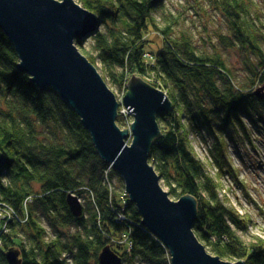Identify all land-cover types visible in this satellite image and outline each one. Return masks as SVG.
I'll return each mask as SVG.
<instances>
[{
  "label": "trees",
  "instance_id": "obj_1",
  "mask_svg": "<svg viewBox=\"0 0 264 264\" xmlns=\"http://www.w3.org/2000/svg\"><path fill=\"white\" fill-rule=\"evenodd\" d=\"M76 1L97 16L98 25L75 44L105 81L123 92L139 76L171 100L173 110L158 116L161 136L150 164L172 199L190 195L197 201L196 237L224 261L264 264V237L250 233L257 224L222 197L228 186L249 199L229 148L241 160L239 145H253L254 137L264 144V98L256 94L264 84V0H205L225 24L211 51L200 50L168 0ZM151 33L162 39L156 51L148 49ZM231 53L241 59L244 78L229 62ZM18 65L13 44L0 30V152L7 159L0 171V207L13 215L0 225V264H9L10 251L19 253L20 264H100L107 247L123 264H171L80 117ZM130 119L119 116L118 126L126 129ZM194 142L206 158L197 156ZM70 194L83 203L80 219L69 209ZM258 231L264 235V224Z\"/></svg>",
  "mask_w": 264,
  "mask_h": 264
},
{
  "label": "water",
  "instance_id": "obj_2",
  "mask_svg": "<svg viewBox=\"0 0 264 264\" xmlns=\"http://www.w3.org/2000/svg\"><path fill=\"white\" fill-rule=\"evenodd\" d=\"M97 25V16L76 0H0V30L19 56L18 68L39 89L55 90L80 117L99 156L123 179L142 225L170 251L171 264H246L209 253L194 232L195 198L186 195L175 201L164 189L150 155L161 136L158 116L170 113L172 102L164 91L139 76L130 79L125 96L118 100L75 44ZM256 94L264 98V84ZM122 106L133 118L125 130L117 123ZM6 163L0 152V171ZM67 203L73 216L82 218L80 198L70 194ZM6 257L9 264H20L19 253L10 251ZM99 263L123 264V260L107 247Z\"/></svg>",
  "mask_w": 264,
  "mask_h": 264
},
{
  "label": "rangeland",
  "instance_id": "obj_3",
  "mask_svg": "<svg viewBox=\"0 0 264 264\" xmlns=\"http://www.w3.org/2000/svg\"><path fill=\"white\" fill-rule=\"evenodd\" d=\"M168 1V8L176 16L181 15L184 24L182 28L192 34L193 40L200 50L211 51L213 49L212 45H217L216 38L217 34L220 32L219 30L225 29L224 20L222 17L218 15L216 11L209 9L205 3V0ZM200 8L207 9V13L200 12ZM148 41L151 46L148 49H152L153 51H156L162 44V39L156 33L149 34ZM229 58L231 65L234 64V66H236L235 69L236 72L238 71V76L240 78H244L245 74L241 69V59L238 57V54L231 53ZM100 74L102 73L100 72ZM108 86L116 95L118 100L122 101L127 91L120 92L112 85L108 84ZM123 109L124 108L122 106L120 111H123ZM121 115L124 114H120V116ZM132 122L133 118L131 117L129 123H127L126 129L130 128ZM262 141V139L254 137L253 145L249 143L239 145L237 155L242 156L241 160L235 155L233 149L231 147L229 148V154L233 159V163L237 165V168L240 171L239 179L243 181L249 192V199H246V195H244V198V196L241 194L244 192L239 191L240 189L237 190L233 187V189L230 190L227 186L222 190V194H224L222 197L230 199V203H233V205H235L240 210L242 215L247 216V218L249 217V219L251 218L254 224H257L259 230L264 224V144ZM128 144H130V142H128ZM193 146L199 158H206L204 147H202L198 142H194ZM164 189L166 190L165 187ZM235 197L236 200L241 199L240 201L242 206L237 205L234 199ZM173 200L176 201L177 198H174ZM73 232L74 230H71V233ZM262 233L263 232L258 231L253 233V235H261L264 237ZM245 239L247 242H249L251 235L249 237L247 236Z\"/></svg>",
  "mask_w": 264,
  "mask_h": 264
},
{
  "label": "built area",
  "instance_id": "obj_4",
  "mask_svg": "<svg viewBox=\"0 0 264 264\" xmlns=\"http://www.w3.org/2000/svg\"><path fill=\"white\" fill-rule=\"evenodd\" d=\"M123 108H124V107H123ZM121 114H124L125 116H129V112H128V110H126L125 108L123 109V111H121ZM126 195H127V194H126ZM11 218H13V215H11V214L9 213V211H8L7 215H4V209H1V207H0V225H3V223H5V222H6V225H7V222H8L9 219H11ZM120 218H121L122 220L125 219L123 215H122ZM6 225L3 226V231H5V233H6V230H7V229H6ZM123 241H124L126 244H129L128 239H127L126 236L123 237Z\"/></svg>",
  "mask_w": 264,
  "mask_h": 264
},
{
  "label": "bare ground",
  "instance_id": "obj_5",
  "mask_svg": "<svg viewBox=\"0 0 264 264\" xmlns=\"http://www.w3.org/2000/svg\"><path fill=\"white\" fill-rule=\"evenodd\" d=\"M258 228V227H257ZM255 232H258V229H255L254 227H250V233H255ZM259 236V235H258ZM167 251H168V255H169V257H170V259H171V254H170V251L167 249Z\"/></svg>",
  "mask_w": 264,
  "mask_h": 264
}]
</instances>
